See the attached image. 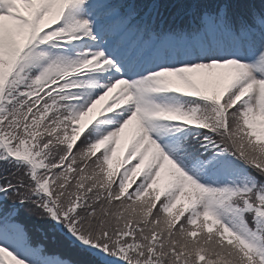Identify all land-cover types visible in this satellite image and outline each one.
Instances as JSON below:
<instances>
[{
    "label": "snow or ice",
    "instance_id": "1",
    "mask_svg": "<svg viewBox=\"0 0 264 264\" xmlns=\"http://www.w3.org/2000/svg\"><path fill=\"white\" fill-rule=\"evenodd\" d=\"M261 5L0 0V264H264Z\"/></svg>",
    "mask_w": 264,
    "mask_h": 264
},
{
    "label": "trees",
    "instance_id": "2",
    "mask_svg": "<svg viewBox=\"0 0 264 264\" xmlns=\"http://www.w3.org/2000/svg\"><path fill=\"white\" fill-rule=\"evenodd\" d=\"M250 2L253 3L257 8L262 6L261 0H250ZM118 155H123V152L118 153ZM114 167H115V163H114ZM33 223H35V221H33ZM47 243L53 251H59V252L65 251V248L60 243L56 242L53 239H49Z\"/></svg>",
    "mask_w": 264,
    "mask_h": 264
},
{
    "label": "rangeland",
    "instance_id": "3",
    "mask_svg": "<svg viewBox=\"0 0 264 264\" xmlns=\"http://www.w3.org/2000/svg\"><path fill=\"white\" fill-rule=\"evenodd\" d=\"M104 103H106V101H102L101 102V105H103ZM98 107H100V106H98ZM92 114H90V116H91ZM86 119H88V118H86ZM122 144H123V141H122Z\"/></svg>",
    "mask_w": 264,
    "mask_h": 264
}]
</instances>
